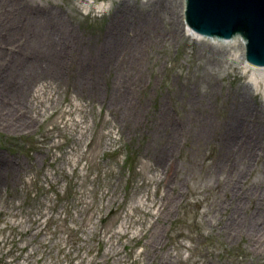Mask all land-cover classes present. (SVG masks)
Here are the masks:
<instances>
[{"label": "rangeland", "instance_id": "obj_1", "mask_svg": "<svg viewBox=\"0 0 264 264\" xmlns=\"http://www.w3.org/2000/svg\"><path fill=\"white\" fill-rule=\"evenodd\" d=\"M25 1L57 13L48 39L65 33L77 50L63 68L41 59L0 101V264H264L255 240L225 225L236 205L238 220L264 217V81L243 72L240 43L210 41L221 54L208 60L211 43L179 27L182 0L174 10L162 0L167 12L157 14L159 0ZM146 11L156 28L134 59L91 60ZM7 72L0 89L15 83ZM244 103L262 154L230 191L226 173L210 169L221 123ZM164 111L172 119H160Z\"/></svg>", "mask_w": 264, "mask_h": 264}, {"label": "bare ground", "instance_id": "obj_2", "mask_svg": "<svg viewBox=\"0 0 264 264\" xmlns=\"http://www.w3.org/2000/svg\"><path fill=\"white\" fill-rule=\"evenodd\" d=\"M165 1L170 9L174 10L173 0ZM158 4V7L151 10V12L154 14L161 11L166 13L168 9L167 4H163L162 0H159ZM1 8L0 56H3V58L0 61V69L3 71L8 70L7 75H3V77H13L12 81L15 83L8 87V89H0V101L3 99H12L11 92L14 90L16 92L21 91L23 83L27 81L22 78L23 74H26L28 79L32 74V69L39 68L41 59H54L56 61V66L58 68H63L64 60L68 59V54L76 48L73 46L74 42L71 38L63 36L65 33L59 35L55 42L48 39V34L54 24H61V20L57 13L47 11L41 7L36 8L33 5L27 4L25 0H0V9ZM151 12H139L137 14L136 23H134V25H129L131 26L130 30L119 33L118 37L113 38L109 36L104 40L101 53L91 57V60L103 59L102 64H100L101 66L115 67L119 64V60L125 61L134 59L132 56L136 57L140 53L139 51H141L142 39H144L145 34L151 28H156V25L152 23ZM145 14L147 15L145 16ZM129 21H131V18ZM179 22L181 24L179 27H183V29L186 27V29L193 34V30L187 27L183 21V0ZM201 38V40L208 41L202 42V44L206 45H209V42L212 40L223 44H231L237 40L241 45V57L244 67L243 72H249L254 83H257L260 79L264 81V67H256L244 62V41L239 36L222 39L202 35ZM210 43L211 45L208 49H203L207 50L208 60H211V57L217 59L221 51L213 45L214 42ZM43 50H45V53ZM119 68L123 71L121 66ZM261 87L264 92V85L261 84ZM116 89L117 90L114 91L115 99L121 104H130L131 102L127 90L122 89L119 91L118 87H116ZM13 99L17 101L16 98ZM252 114H255V111L244 103L241 104L240 107L237 106L236 109L233 107V113L230 115L231 117L227 119L229 122L225 123L223 121L221 123L222 130L220 131L219 140L220 155L217 161L211 165V168L214 169H210V171L211 173H226V177L228 178L226 185L230 191H232L234 187V184H231V182L234 180L235 173L238 171L242 176L249 160L251 158H253L252 160L257 159L262 154V142L259 141L260 133L254 136L250 133L248 128L246 119L248 115ZM160 119H172V116L168 111H164L160 115ZM170 124V120H163V128L166 131ZM174 127L175 125L172 124L170 126V131H172ZM200 132L203 133L205 130L202 129ZM176 137L177 133L174 136H171V132L167 135L169 142L175 140ZM161 152L167 154L165 147H162ZM159 159L158 163L165 165L168 162L164 161L165 158L163 155H161ZM169 165H171V160ZM172 167L170 169H172ZM261 193H264V190H262ZM176 195L177 190H173V193H167L166 200L169 204L174 202ZM168 202L166 205H168ZM236 206L231 209L229 214V219L232 221L225 223L228 234L233 236L246 235L250 239L255 240L254 244H257V248L260 247L259 249L261 251L264 250V217L257 214L250 217L249 221H247V218H244L242 221L238 220L236 219L238 213ZM154 241L155 238L153 237L152 248L155 247Z\"/></svg>", "mask_w": 264, "mask_h": 264}, {"label": "water", "instance_id": "obj_3", "mask_svg": "<svg viewBox=\"0 0 264 264\" xmlns=\"http://www.w3.org/2000/svg\"><path fill=\"white\" fill-rule=\"evenodd\" d=\"M184 14L187 25L206 36L240 35L246 61L264 66V0H185Z\"/></svg>", "mask_w": 264, "mask_h": 264}]
</instances>
